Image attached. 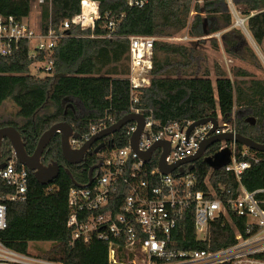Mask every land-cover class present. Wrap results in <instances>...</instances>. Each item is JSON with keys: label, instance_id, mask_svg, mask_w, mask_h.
Wrapping results in <instances>:
<instances>
[{"label": "trees", "instance_id": "1", "mask_svg": "<svg viewBox=\"0 0 264 264\" xmlns=\"http://www.w3.org/2000/svg\"><path fill=\"white\" fill-rule=\"evenodd\" d=\"M38 0H0V16L13 17L24 21L31 13L32 4ZM83 0H44L40 4V25L44 32L58 31L63 23L80 12ZM101 3L100 18L96 23L94 37L91 32L81 31L76 26L62 33L50 53L33 52L27 43H19L18 50L10 56H0V109L6 103L16 108L14 113L0 110V129L14 127L24 129L28 141L25 151L28 155L35 150L37 139L55 124H70L80 138L87 134L89 126L97 118L112 119L111 126L130 110V87L127 76L130 72L129 37H154L153 68L149 85L140 90L136 107L149 110L160 125L177 122L181 126L214 114H196L191 92L193 79L187 68L199 58L192 45L164 42L174 34L188 30L189 37H209L224 31L234 24L224 0H207L204 5H195L196 17L190 22L192 10L190 0H149L141 9L129 8L127 0H98ZM242 16L255 15L246 21L247 31L253 43L261 49L264 57V0H233ZM203 15V16H202ZM210 20L222 23L212 28ZM190 22V23H189ZM204 28L199 34L196 28ZM111 34V38H105ZM245 35L238 28L222 34L224 52L234 53L230 47L239 45L238 39ZM213 49L219 51L214 42ZM251 56L254 58V54ZM40 65L38 72L50 65L44 77L33 75L31 68ZM42 65V67H41ZM178 67V68H177ZM183 68V69H182ZM215 69H219L215 64ZM219 71V70H218ZM222 72L221 74H223ZM235 108L237 112L236 134L248 137L257 143H264V80L254 79L248 70L233 69ZM68 97L70 101L63 106L61 102ZM83 107L86 116L74 120L71 115L64 116L68 103ZM76 109V108H75ZM246 114V116H244ZM217 118V117H215ZM249 118L255 120L252 126ZM226 119L225 121H229ZM107 137L105 147L98 154L86 157L77 165L68 164L62 157L60 137L57 135L48 144L44 157L60 168L58 178L48 186L40 185L30 173V186L27 199L23 203H12L7 208V227L0 232V242L8 249L26 254L29 246L35 243H48L49 247L35 248L42 258L61 264H107V244L91 240L76 241L72 245L71 229L67 227L69 216V193L71 189L81 188L89 181L90 167L103 161L113 149L128 145V128ZM222 143L213 144L204 158L213 157L222 148ZM238 152L243 146L236 144ZM250 153L264 161V153L250 150ZM13 157L9 141L2 144V160ZM204 158L193 163V173L197 177V191L207 189L206 178L217 198L227 201L241 195L240 185L232 173L224 169L212 170ZM15 160V159H14ZM16 163H18L15 160ZM155 156L149 170L157 167ZM19 164V163H18ZM95 173L93 174V176ZM173 178H177L174 174ZM224 219L210 223L205 239H198L192 214L186 216L172 232V247L183 251H216L235 243L236 233L246 236L247 218L229 213V222L221 228ZM264 261V253L255 255Z\"/></svg>", "mask_w": 264, "mask_h": 264}, {"label": "built area", "instance_id": "2", "mask_svg": "<svg viewBox=\"0 0 264 264\" xmlns=\"http://www.w3.org/2000/svg\"><path fill=\"white\" fill-rule=\"evenodd\" d=\"M193 7L204 0H190ZM234 19L233 28H240L250 40L246 21L256 14L242 16L233 0H224ZM149 0H127L129 8L141 9ZM38 5L44 0H38ZM101 3L98 0H83L80 12L67 20L58 31L44 32L41 25H26L13 17L0 16V56H10L18 50L19 43H27L33 52L50 53L58 40L71 26L81 31L91 32L94 37L96 23L100 18ZM239 29V30H240ZM224 32L211 37L220 39ZM108 34L105 38H111ZM130 45V72L127 76L130 87L131 113L144 117V128L134 152L129 146L110 151L96 170L97 177L88 187L74 188L69 193V216L67 227L71 229L72 245L76 241L97 240L107 244V264H264L255 255L264 253V161L255 157L243 147L238 152L236 143L223 142L222 148L231 152L229 163L221 169L232 173L240 185L241 195L237 199L221 200L216 197L206 178L207 189L197 191V177L181 167L183 174L176 170L170 175H162L158 168L149 170L155 156L162 153L157 149L148 163L140 154L148 152L155 144L169 143L166 157L168 165L176 164L196 154L200 144L209 137L211 124L195 128L189 134L187 126L170 122L160 126L153 118L151 110L136 107L138 93L145 88L147 77L153 68V46L157 38L132 36ZM181 40V39H180ZM38 69L40 65L37 66ZM42 67V65H41ZM46 73L50 65L44 67ZM218 120L217 129L212 135L236 134V121ZM112 119L97 118L89 126L82 138L69 139L71 149L76 150L89 142L92 136L107 128ZM128 136L136 131V124H128ZM193 165V164H192ZM194 168V166H193ZM213 170V169H212ZM261 174V185L248 188L245 182L250 174ZM174 174L177 178H173ZM30 186V173L27 168L11 160L0 170V232L7 227V208L12 203H23L27 199ZM246 217V236L235 235V243L216 251H183L172 247V232L192 214L198 239H205L210 223L224 219L221 228L229 222V213ZM226 222V223H225ZM0 264H61L40 257L35 250L26 254L16 253L0 242Z\"/></svg>", "mask_w": 264, "mask_h": 264}, {"label": "water", "instance_id": "3", "mask_svg": "<svg viewBox=\"0 0 264 264\" xmlns=\"http://www.w3.org/2000/svg\"><path fill=\"white\" fill-rule=\"evenodd\" d=\"M70 101L68 97L64 98L61 102L63 106L66 102ZM68 107H70L73 111L75 108L73 104L68 103ZM66 112H64V116ZM247 121L253 126L255 124V120L253 118H249ZM130 123L136 124V131L131 135L129 139L130 148L138 153L137 145L139 138L143 132L144 128V117L141 114L130 113L112 124L111 126L99 131L96 135L92 136L89 142L83 144V146L79 149L73 150L69 145V139L74 138L78 139L79 135L74 131L73 127L66 123L61 122L53 125L47 131H45L38 139L35 150L32 155H28L25 151V144L21 139V136L17 129L14 127H3L0 129V170L3 169L7 162L11 161L12 158H9L7 162L2 161L1 155V146L2 142L6 139L9 141L12 151L13 157L15 160L25 168H27L32 174L35 180L42 186H48L55 181L60 173L61 168L56 163H51L47 166H44L41 163V158L50 143V141L55 137H60V147L63 159L70 165H77L85 161V155L91 154L90 148L96 142L112 136L113 134L120 131L123 127ZM211 124L212 129L209 132V137L205 139L199 146L196 154L186 158L180 162H177L173 165H168L166 163V157L169 153V143L168 142H160L155 144L148 152L140 154V158L148 163L152 154L157 150L161 149L162 153L157 162V168L162 175H170L174 173L176 170H179L180 175L183 174L181 167L183 165H189L188 170L191 171L193 169V163L204 158L206 151L215 143H223V142H234L236 144H240L241 146L255 151L259 153H264V143H257L254 140L242 136L240 134H222V135H212L214 131L217 129L218 120L213 116H208L205 118H200L197 121L193 122L192 125L189 126L187 130V134L193 131L195 128ZM105 147L104 144H100L95 150L94 153H97L101 149ZM231 152L228 148H224L218 153H216L213 157L204 158V162L209 166V168L213 170H220L224 166L229 163ZM102 162L100 161L98 164L92 166L89 169V181L86 185L82 187L90 186L93 181V171L100 169Z\"/></svg>", "mask_w": 264, "mask_h": 264}, {"label": "rangeland", "instance_id": "4", "mask_svg": "<svg viewBox=\"0 0 264 264\" xmlns=\"http://www.w3.org/2000/svg\"><path fill=\"white\" fill-rule=\"evenodd\" d=\"M205 1L207 0H204L201 5H204ZM216 1L221 2L220 0H215V2ZM40 12V6L36 2L33 3L31 13L23 23L35 27L40 25ZM195 17L196 15L194 13L190 17V22H192ZM209 24L212 28H219L222 26V23H219L217 20H210ZM231 28L232 27L222 31L224 32L223 34L230 31ZM203 29L202 27H198L195 32L199 34ZM188 34V30H185L174 34L171 38H164L161 40L181 45H192L196 49V54H198L199 58L194 62L193 66L186 70L193 79L191 97L196 114H214L220 121L229 118L230 120L233 118L236 121L238 116L235 108L234 76L232 70H248L254 79L264 80V57L261 49L245 36L238 39L239 45L230 47V50L235 56L232 54L228 55L224 52L221 38H213L214 42L216 41L219 46V51H215L213 49V40L210 39L212 35L209 37L191 38ZM250 50L254 54V58L251 56ZM215 64H218L219 71L215 69ZM37 66L31 68V73L44 77L46 72H38ZM222 72L224 73L221 74ZM150 80L151 75L147 77L145 87L149 85ZM0 110L3 112L7 110V112L14 113L16 108L6 103L4 108ZM75 111L77 117L87 115L84 110L77 108V106ZM244 116H246V114H244ZM35 245L38 249H46L49 247L48 243H35ZM35 245L31 244L29 250H35V248H33Z\"/></svg>", "mask_w": 264, "mask_h": 264}, {"label": "flooded vegetation", "instance_id": "5", "mask_svg": "<svg viewBox=\"0 0 264 264\" xmlns=\"http://www.w3.org/2000/svg\"><path fill=\"white\" fill-rule=\"evenodd\" d=\"M76 106H77V108H80V109H82V110H84L83 109V107L81 106V105H79V104H76ZM76 106H75V108H76ZM63 108H65L64 109V112H66V115L68 116L69 114L71 115V117L74 119V120H76V119H78V118H81V117H77L76 116V111H73L70 107H68V105H65ZM84 112H86V111H84ZM87 113V112H86ZM65 115V116H66ZM83 117V116H82ZM74 129V128H73ZM18 132H19V134H20V136H21V139L23 140V142H24V144L26 145V143H27V141H28V138L29 137H27V134H26V130H24V129H21V130H17ZM75 131V130H74ZM56 137V136H55ZM39 139V138H38ZM38 139H37V142H38ZM107 138H104V139H102V140H100V141H98V142H96L95 144H93L92 146H91V148H90V152H91V154H87V155H85V160H86V157H92L93 156V154H98V152L97 153H94V150L100 145V144H104L105 145V140H106ZM6 140V139H5ZM4 142V141H3ZM3 142H2V144H3ZM37 144V143H36ZM13 152V151H12ZM33 154V153H32ZM32 154H30V155H32ZM1 155H2V146H1ZM12 159L11 160H14L15 158L14 157H11ZM3 162H7V161H4V160H2ZM41 163L44 165V166H47V165H49V164H51V162H48V161H46V159H45V157H44V154H43V156H42V158H41ZM96 165V164H95ZM94 166V165H93ZM91 168V167H90ZM88 173H89V171H88ZM95 173V175L93 176L95 179H96V177H97V172H96V170L95 171H93V174Z\"/></svg>", "mask_w": 264, "mask_h": 264}, {"label": "bare ground", "instance_id": "6", "mask_svg": "<svg viewBox=\"0 0 264 264\" xmlns=\"http://www.w3.org/2000/svg\"><path fill=\"white\" fill-rule=\"evenodd\" d=\"M260 178L261 174L258 172V170L253 172L245 182V186L250 189L259 187L261 185L259 181Z\"/></svg>", "mask_w": 264, "mask_h": 264}]
</instances>
